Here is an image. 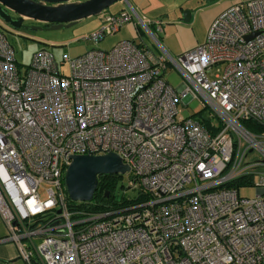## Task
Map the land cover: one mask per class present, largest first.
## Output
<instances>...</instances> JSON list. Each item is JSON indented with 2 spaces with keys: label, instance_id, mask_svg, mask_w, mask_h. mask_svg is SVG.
<instances>
[{
  "label": "built area",
  "instance_id": "built-area-1",
  "mask_svg": "<svg viewBox=\"0 0 264 264\" xmlns=\"http://www.w3.org/2000/svg\"><path fill=\"white\" fill-rule=\"evenodd\" d=\"M135 17L158 52L126 38L64 54L69 74L45 48L22 68L0 28V243L13 241L29 264H264V130L242 122L264 125V0L233 2L176 55L151 30L160 20L131 6L103 14L85 38L96 43ZM169 66L183 77L178 87ZM188 94L216 117L212 130L182 115ZM107 151L144 196L70 207L62 178L71 155ZM238 177L248 182L228 185Z\"/></svg>",
  "mask_w": 264,
  "mask_h": 264
},
{
  "label": "rangeland",
  "instance_id": "rangeland-1",
  "mask_svg": "<svg viewBox=\"0 0 264 264\" xmlns=\"http://www.w3.org/2000/svg\"><path fill=\"white\" fill-rule=\"evenodd\" d=\"M128 5L126 0H116L111 5L106 7L99 14H91L88 16H84L78 19L71 25L61 26L57 28L49 27V25H44V22H40L39 20L29 18L24 19L23 26L21 27H12L7 22H0V25L5 29L6 35L8 37L9 42L13 45L15 49V56L20 63V66L24 68V66L28 65L31 62L32 55L35 51L45 48L50 50L56 61L59 63L60 70L64 74H69V65L67 62L63 61L64 54H68L70 56H76L84 53L85 51L93 48V47H108L113 41H115L117 32L107 33L102 39L98 42H93L91 40L86 39L85 37L89 35L94 29L99 28L103 24V14L108 13V11H114L121 4ZM41 26V28L33 29L32 26ZM141 28L144 30V38L148 42L155 43L151 34L140 24ZM190 35V30L186 28H181L178 30V34L174 36L176 40H182L187 38ZM157 45V43H156ZM158 46V45H157ZM176 55V54H173ZM223 64H221L222 68ZM166 75L170 83L174 87H178L182 81L183 77L179 73V71L169 66L168 70H166ZM186 99L179 103V106L182 108V115H193L197 116V111L204 106L201 104L199 100L193 99L190 94H188ZM203 116H208L209 109L205 107L202 110ZM130 172L123 173L122 178L119 181V185L117 187L116 192L120 196L124 192L126 194H133L134 189L127 187L128 179ZM120 184H123L125 187H121ZM49 184L43 182L39 186V193L42 199L47 197L46 187ZM239 192L245 196H253L255 194L254 187H242L239 189ZM64 193L65 196H68V192L64 185ZM8 233L6 225L0 216V238ZM39 238L36 239L39 242ZM13 241H5L4 243H0L7 245H13ZM0 264H29L24 257L17 255L11 259L0 258ZM35 264H38L35 262Z\"/></svg>",
  "mask_w": 264,
  "mask_h": 264
},
{
  "label": "water",
  "instance_id": "water-1",
  "mask_svg": "<svg viewBox=\"0 0 264 264\" xmlns=\"http://www.w3.org/2000/svg\"><path fill=\"white\" fill-rule=\"evenodd\" d=\"M116 0H0V20L18 27L23 16L40 20L49 27L71 25L78 19L99 14ZM15 13L17 16H14ZM190 10L184 11L188 19ZM41 26H32L33 29ZM130 169L114 151L104 153H74L65 169L64 184L73 200H91L100 173H125ZM107 194V193H106ZM59 211V210H58Z\"/></svg>",
  "mask_w": 264,
  "mask_h": 264
},
{
  "label": "crops",
  "instance_id": "crops-1",
  "mask_svg": "<svg viewBox=\"0 0 264 264\" xmlns=\"http://www.w3.org/2000/svg\"><path fill=\"white\" fill-rule=\"evenodd\" d=\"M128 5L121 4L114 11L119 12L128 9L131 6L135 12L145 19L160 20L161 29L158 30L155 24L151 25V30L158 37L161 45L171 54H178L184 50L190 49L201 43L206 35L210 22L223 9L227 8L237 0H126ZM190 10L191 15L188 19L184 18V11ZM28 17V16H24ZM40 21V20H39ZM3 23L2 20H0ZM5 32V29L0 25ZM186 28L190 30V35L182 40H176L174 36L178 30ZM96 30V29H94ZM117 36L108 47L116 42L130 38L134 39L146 49L158 52L159 48L156 43L146 41L144 30L137 23L136 17L131 21L122 24L116 31ZM6 33V32H5ZM7 36V35H6ZM8 38V37H7ZM4 243V242H1ZM18 254V247L13 245L2 244L0 246V258L11 259Z\"/></svg>",
  "mask_w": 264,
  "mask_h": 264
},
{
  "label": "trees",
  "instance_id": "trees-1",
  "mask_svg": "<svg viewBox=\"0 0 264 264\" xmlns=\"http://www.w3.org/2000/svg\"><path fill=\"white\" fill-rule=\"evenodd\" d=\"M138 45L141 46L139 43ZM204 108L205 107L197 111L196 117L201 121V123L207 129L212 130L214 126L218 125V120L216 119L214 115H211L210 113L208 114V116H203L201 112ZM242 122L248 129L252 131L264 130V125L260 124L259 122L253 119H244L242 120ZM212 123L214 124V126ZM122 176L123 174L121 173H100L98 174V184H97L96 189L93 192L92 199L86 200V201L73 200L69 196H66L70 207L77 206L80 208L91 209V210L109 209V208L119 207L122 205H127L128 203L144 196L142 193H138V191L136 192L135 190L133 194H126L124 192L123 194L119 196L116 190H117L119 181L122 178ZM246 182H248L246 178L238 177L230 181L228 185H231V186L235 185L237 187V186H240L242 183H246ZM64 185L65 184H64V177H63L62 178L63 190H64ZM243 185H246V184H243ZM120 186L125 187L123 184H120ZM127 187L129 186L127 185ZM107 192H108V195L106 194Z\"/></svg>",
  "mask_w": 264,
  "mask_h": 264
},
{
  "label": "flooded vegetation",
  "instance_id": "flooded-vegetation-1",
  "mask_svg": "<svg viewBox=\"0 0 264 264\" xmlns=\"http://www.w3.org/2000/svg\"><path fill=\"white\" fill-rule=\"evenodd\" d=\"M12 14H13L14 16H17V15H16L15 13H13V12H12ZM26 18L29 19L30 17H24V16H23V19L21 20V23H20L19 27L23 26L24 19H26ZM40 22H42V21H40ZM46 24H47V23H44V25H46ZM107 195H108V192H107Z\"/></svg>",
  "mask_w": 264,
  "mask_h": 264
}]
</instances>
